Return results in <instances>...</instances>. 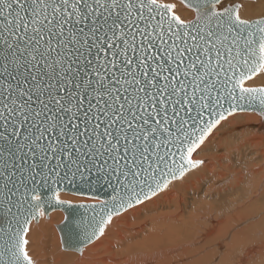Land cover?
Listing matches in <instances>:
<instances>
[{
	"label": "snow or ice",
	"instance_id": "obj_1",
	"mask_svg": "<svg viewBox=\"0 0 264 264\" xmlns=\"http://www.w3.org/2000/svg\"><path fill=\"white\" fill-rule=\"evenodd\" d=\"M180 4L190 18L174 0H0V264H36L46 206L83 209L87 247L202 167L224 123L264 117V13Z\"/></svg>",
	"mask_w": 264,
	"mask_h": 264
},
{
	"label": "bare ground",
	"instance_id": "obj_2",
	"mask_svg": "<svg viewBox=\"0 0 264 264\" xmlns=\"http://www.w3.org/2000/svg\"><path fill=\"white\" fill-rule=\"evenodd\" d=\"M174 2L177 13L190 18ZM244 3L242 15L264 13V0ZM193 159L205 163L154 200L114 218L105 235L82 254L60 249L56 257L52 253L55 263L264 264V117L245 113L231 118ZM61 199L88 202L65 193ZM47 219L34 222L30 232L36 264L49 255L42 256L43 249L36 246L38 231L62 245L56 226L65 214L54 211Z\"/></svg>",
	"mask_w": 264,
	"mask_h": 264
},
{
	"label": "water",
	"instance_id": "obj_3",
	"mask_svg": "<svg viewBox=\"0 0 264 264\" xmlns=\"http://www.w3.org/2000/svg\"><path fill=\"white\" fill-rule=\"evenodd\" d=\"M180 2V0H177ZM246 1H255V0H246ZM195 154V153H194ZM193 154V156H194ZM61 187H65L62 185ZM71 187V186H67ZM105 189H100L101 199L107 198L105 193ZM107 191H110L107 190ZM64 194V193H63ZM73 205L79 203H72ZM62 211L65 214L64 221L57 226L61 237L62 248L64 251L76 252L81 253L79 249L86 248L83 243L80 242V237L78 234V229L76 228V220L80 217L83 213V209L79 208H67V207H60L55 205L54 203L51 206H46V217L49 218L50 213L54 211ZM66 217H71V221L67 220ZM3 210L0 209V222H3ZM40 221V220H39Z\"/></svg>",
	"mask_w": 264,
	"mask_h": 264
},
{
	"label": "rangeland",
	"instance_id": "obj_4",
	"mask_svg": "<svg viewBox=\"0 0 264 264\" xmlns=\"http://www.w3.org/2000/svg\"><path fill=\"white\" fill-rule=\"evenodd\" d=\"M251 2H255V1H251ZM44 219H45V221H47V220H49V219H47L46 218V216H44ZM37 224V223H36ZM57 227V226H56ZM147 232V231H146ZM38 234L41 236L40 237V239H39V242H38V240L36 241V246L41 250V249H43V252H42V250H41V254H42V256H45V255H48V257L47 256H45V257H43V259L42 260H44V261H42V263L44 264H56L55 263V261H54V259H53V257H51V255H53L52 253H54V255L53 256H55L56 257V254H58L59 253V249L60 250H62V251H64L63 250V248H61V246L62 245H60L59 247H58V245H57V242H56V240H55V238L54 237H48V236H46L45 235V233L43 234L42 232H39L38 231ZM48 235V234H47ZM44 236H46V237H44ZM47 238V239H46ZM52 238H54L53 240H52ZM33 239V238H32ZM35 239V238H34ZM32 240V241H35V240ZM48 239H49V241H48ZM40 240H41V242H40ZM47 241V242H46ZM53 241V242H52ZM43 242V243H42ZM31 243V242H30ZM44 243L46 244V245H44ZM41 244V245H40ZM54 245V246H53ZM42 247V248H41ZM50 247V248H49ZM51 247H52V249H51ZM44 249H46L45 251H44ZM47 249H49V250H47ZM50 253H49V252ZM55 251V252H54ZM46 252H48V253H46ZM56 253V254H55ZM44 254V255H43ZM78 254V253H77ZM34 255V254H33ZM49 257H51V259L49 258ZM49 258V259H48ZM68 258H70V257H68Z\"/></svg>",
	"mask_w": 264,
	"mask_h": 264
}]
</instances>
